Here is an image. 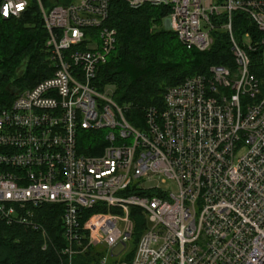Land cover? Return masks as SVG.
<instances>
[{
  "label": "built area",
  "instance_id": "built-area-1",
  "mask_svg": "<svg viewBox=\"0 0 264 264\" xmlns=\"http://www.w3.org/2000/svg\"><path fill=\"white\" fill-rule=\"evenodd\" d=\"M30 1L21 11L22 0H0V16L20 17ZM112 1L35 0L53 72L7 86L9 104L0 97V224L41 230L46 249L35 210L61 204L64 264L98 247L101 264H264V88L252 71V54L264 57V0H119L163 7L158 25L189 49L209 50L223 30L233 54L232 66L168 87L138 125L114 84L98 86L118 40ZM133 208L145 223L128 258Z\"/></svg>",
  "mask_w": 264,
  "mask_h": 264
},
{
  "label": "trees",
  "instance_id": "trees-1",
  "mask_svg": "<svg viewBox=\"0 0 264 264\" xmlns=\"http://www.w3.org/2000/svg\"><path fill=\"white\" fill-rule=\"evenodd\" d=\"M71 0H57L68 4ZM163 7L146 5L132 9L114 0L110 4L107 25L117 29V46L98 74V86L115 85L114 98L122 106L127 119L138 125L149 106L164 105L168 87L179 85L186 78L207 73L213 64L232 66L233 54L227 33L215 32L209 50L187 48L178 34L158 26ZM251 31L257 34L252 26ZM47 30L35 0L17 18L0 16V97L10 103L7 86L30 88L51 75ZM252 71L264 88V57L261 51L252 54ZM10 100V101H9ZM86 134H103L87 131ZM92 139L82 141L84 153H91ZM95 210V209H93ZM61 204H44L35 210V220L44 226L51 244L43 249L41 230L21 224H0V264H64L60 249L65 246ZM136 228L131 241L130 258L143 232L145 218L137 208L131 210ZM136 214H138L136 216ZM101 248H91L74 259L73 264H101Z\"/></svg>",
  "mask_w": 264,
  "mask_h": 264
},
{
  "label": "clouds",
  "instance_id": "clouds-1",
  "mask_svg": "<svg viewBox=\"0 0 264 264\" xmlns=\"http://www.w3.org/2000/svg\"><path fill=\"white\" fill-rule=\"evenodd\" d=\"M10 7V5H6L5 6V11H4V15L7 16L8 15V8ZM18 10H23L24 8V3H23V0L22 2L17 6Z\"/></svg>",
  "mask_w": 264,
  "mask_h": 264
},
{
  "label": "rangeland",
  "instance_id": "rangeland-1",
  "mask_svg": "<svg viewBox=\"0 0 264 264\" xmlns=\"http://www.w3.org/2000/svg\"><path fill=\"white\" fill-rule=\"evenodd\" d=\"M160 26V25H158ZM165 187L169 188L170 190L176 191V185L173 183H166L164 184Z\"/></svg>",
  "mask_w": 264,
  "mask_h": 264
}]
</instances>
